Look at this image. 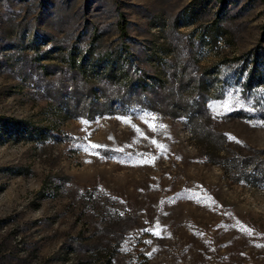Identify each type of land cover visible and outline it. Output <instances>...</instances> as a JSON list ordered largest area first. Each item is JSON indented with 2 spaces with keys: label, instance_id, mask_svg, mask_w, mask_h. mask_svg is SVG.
I'll return each mask as SVG.
<instances>
[{
  "label": "rangeland",
  "instance_id": "1",
  "mask_svg": "<svg viewBox=\"0 0 264 264\" xmlns=\"http://www.w3.org/2000/svg\"><path fill=\"white\" fill-rule=\"evenodd\" d=\"M122 47L118 69L182 75L169 91L201 92L203 110L126 102L118 73L90 80L93 102L61 60ZM252 52L260 69L261 0H0V117L52 130L0 132V264H264V82L243 84ZM98 86L119 100L97 104Z\"/></svg>",
  "mask_w": 264,
  "mask_h": 264
},
{
  "label": "trees",
  "instance_id": "2",
  "mask_svg": "<svg viewBox=\"0 0 264 264\" xmlns=\"http://www.w3.org/2000/svg\"><path fill=\"white\" fill-rule=\"evenodd\" d=\"M261 3L264 5V0H261ZM115 27L120 39H127L130 41L127 33V20L120 13L117 16ZM209 37L210 39L214 38L213 35H209ZM122 49L123 50L120 49L116 51L113 55L110 53L101 54L98 58H94L93 60L88 59L86 56L87 53H89V50L86 51L84 56L78 57L77 52H75L74 49H70L66 53V57L61 58V60L65 62L67 69L72 72V75L78 74L83 84H85L87 90L86 94L93 99V102H96V92L93 90L92 85H90V80L97 79V81L105 80L108 82H115L116 74L118 73L121 75L120 79L126 92V102H135L148 110L157 111L168 115L169 117H175L181 113L189 118L196 112L200 113L203 110L204 98L201 92L197 91L198 96L191 100V102H188L187 98L181 93L169 91L170 84L175 83L177 86H182L187 82V79L186 81L182 80V75L178 76L177 79H174L172 75L169 79H165L164 73H160V71L155 72L153 75L146 76L140 71L130 73L126 70L118 69L117 60L124 57V52H126L125 47H122ZM41 56L45 57V59L52 57L48 51L43 52ZM260 57L258 63H261L262 66L260 69H257V54L252 52L249 56L250 67L246 72L243 82L245 88L257 85L261 81L264 82V54ZM37 59L38 57L36 60ZM100 62L103 63L104 74H100L95 67L97 66V63ZM38 65L39 70L43 75L53 73L47 71V64ZM194 85L197 90L202 89L204 87V79L196 78ZM97 88L104 98L103 102H97V104L109 106L111 103H114V101L119 100L116 94L106 95L102 88L99 86ZM193 125L194 128L199 129V135L201 134L202 136H205L208 134L212 136V133L205 132L202 126L197 127L196 123ZM198 125L200 124L198 123ZM4 131H10L13 136L25 140H32L33 138L42 140L48 135H51L52 132L51 128L47 126L34 124L26 120L12 117H0V132Z\"/></svg>",
  "mask_w": 264,
  "mask_h": 264
},
{
  "label": "snow or ice",
  "instance_id": "3",
  "mask_svg": "<svg viewBox=\"0 0 264 264\" xmlns=\"http://www.w3.org/2000/svg\"><path fill=\"white\" fill-rule=\"evenodd\" d=\"M122 119H125V122H127L126 118H122ZM154 119V118H153ZM160 127H164L163 125H161ZM231 139H234L233 137H230ZM95 147V146H94ZM87 150V149H85Z\"/></svg>",
  "mask_w": 264,
  "mask_h": 264
}]
</instances>
